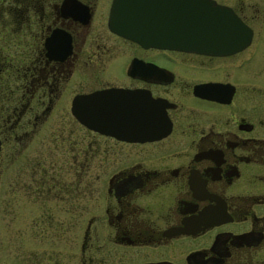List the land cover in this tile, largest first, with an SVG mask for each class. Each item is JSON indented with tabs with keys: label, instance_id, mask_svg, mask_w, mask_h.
I'll return each mask as SVG.
<instances>
[{
	"label": "flooded vegetation",
	"instance_id": "flooded-vegetation-1",
	"mask_svg": "<svg viewBox=\"0 0 264 264\" xmlns=\"http://www.w3.org/2000/svg\"><path fill=\"white\" fill-rule=\"evenodd\" d=\"M115 1L0 0V264H264V0L219 52Z\"/></svg>",
	"mask_w": 264,
	"mask_h": 264
},
{
	"label": "water",
	"instance_id": "water-1",
	"mask_svg": "<svg viewBox=\"0 0 264 264\" xmlns=\"http://www.w3.org/2000/svg\"><path fill=\"white\" fill-rule=\"evenodd\" d=\"M223 11L209 0H116L110 27L135 41L219 52Z\"/></svg>",
	"mask_w": 264,
	"mask_h": 264
},
{
	"label": "rangeland",
	"instance_id": "rangeland-1",
	"mask_svg": "<svg viewBox=\"0 0 264 264\" xmlns=\"http://www.w3.org/2000/svg\"><path fill=\"white\" fill-rule=\"evenodd\" d=\"M8 163H9L8 160H4V161H3V165H6V164H8Z\"/></svg>",
	"mask_w": 264,
	"mask_h": 264
}]
</instances>
